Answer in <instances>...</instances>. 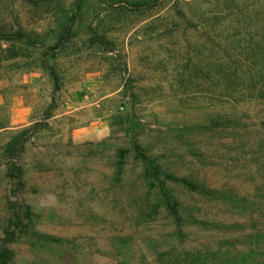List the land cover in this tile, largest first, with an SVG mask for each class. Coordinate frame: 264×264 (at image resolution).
<instances>
[{"label":"rangeland","instance_id":"1","mask_svg":"<svg viewBox=\"0 0 264 264\" xmlns=\"http://www.w3.org/2000/svg\"><path fill=\"white\" fill-rule=\"evenodd\" d=\"M261 5L0 0V244L13 212L30 208L11 264H210L263 251L264 102L245 104L238 126L212 127L220 108L196 101L216 50L205 24ZM139 152L253 211L168 181L189 220L181 235L165 208L152 213Z\"/></svg>","mask_w":264,"mask_h":264},{"label":"trees","instance_id":"2","mask_svg":"<svg viewBox=\"0 0 264 264\" xmlns=\"http://www.w3.org/2000/svg\"><path fill=\"white\" fill-rule=\"evenodd\" d=\"M230 16L234 18L230 24H225L226 17L222 14H215L211 17L212 22L205 24L211 27L210 39L216 50L213 70L203 73L196 101L200 105L220 108L217 116L209 121L212 127L238 126L245 115V104L264 102V0L259 12L238 11L230 13ZM139 155L145 164V178L156 190V199L151 205L152 213L156 214L161 207L165 208L179 227L181 235L182 225L189 220L184 217L185 208L167 185L168 181L181 184L190 192L222 201L231 208L240 206L253 211L255 202L247 200L246 196H239L232 189L212 188L198 178L178 176L161 168L159 163L143 152H139ZM29 214L30 208L26 206V212L15 211L11 215L0 244V264L13 262L11 244L28 230L24 219H29ZM186 254L189 255L188 252ZM190 255L185 260L188 259L189 264H209L207 257L202 259L199 254ZM255 258L262 259L264 264V248L261 253L252 248L247 254L226 255L218 258L217 263L211 261L210 264H258Z\"/></svg>","mask_w":264,"mask_h":264}]
</instances>
